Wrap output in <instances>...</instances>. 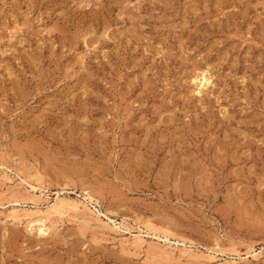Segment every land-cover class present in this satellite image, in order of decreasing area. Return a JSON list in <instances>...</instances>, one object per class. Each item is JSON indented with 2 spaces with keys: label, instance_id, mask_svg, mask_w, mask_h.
<instances>
[{
  "label": "rangeland",
  "instance_id": "1",
  "mask_svg": "<svg viewBox=\"0 0 264 264\" xmlns=\"http://www.w3.org/2000/svg\"><path fill=\"white\" fill-rule=\"evenodd\" d=\"M0 205V264H264V0H0Z\"/></svg>",
  "mask_w": 264,
  "mask_h": 264
},
{
  "label": "bare ground",
  "instance_id": "2",
  "mask_svg": "<svg viewBox=\"0 0 264 264\" xmlns=\"http://www.w3.org/2000/svg\"><path fill=\"white\" fill-rule=\"evenodd\" d=\"M209 78V77H208ZM199 80V79H198ZM198 84V83H197ZM207 85H210V80L209 79H207L206 77H204L201 81H200V83H199V87H201V88H205ZM200 94V93H199ZM24 181V180H23ZM22 181V182H23ZM26 181V180H25ZM26 183V182H25ZM22 184V183H21ZM26 184H28L29 185V188L30 189H32V192L34 193V194H36L37 193V190H38V188L37 187H35V186H33V185H30L29 183H26ZM35 185V184H34ZM23 186H24V184H23ZM40 188V187H39ZM13 193V192H12ZM41 194H42V196L44 197L45 196V194L43 193V191L41 190ZM40 197V196H39ZM42 198V197H41ZM85 200H87V201H90V202H94L96 199L91 195V193H89V192H87L86 194H85V198H84ZM69 201V200H68ZM73 202V203H72ZM72 202H70V203H66L63 199H60L59 197L57 198V200H56V202L52 205V206H49L48 208H47V210L44 212V211H37L36 210V214L38 215L36 218L37 219H35V220H32V218H33V216H34V214L35 213H33V215L30 213V214H28V213H25V214H20L19 215V213L16 211V213L14 212V210H13V214H10V216H8V218L7 219H10L12 222L14 221V222H19V223H22L23 221H27V224L29 225V226H31L33 229H34V227L35 228H37V227H39V230L42 232V233H48L47 231L49 230V227L47 226V224H46V221L51 217V216H53V215H58L59 214V216L61 215H63L64 213H65V208L66 207H70L71 208V210L72 209H75V210H79V204H78V202L76 203L75 201H72ZM75 202V203H74ZM15 203V202H14ZM18 203V202H17ZM17 203H16V206H17ZM86 203V202H85ZM89 203V202H88ZM95 203V202H94ZM97 203V202H96ZM81 205V204H80ZM1 206V205H0ZM84 207H85V204H84ZM86 207H87V205H86ZM3 208V207H2ZM89 210H90V208H89ZM24 212V211H23ZM38 212V213H37ZM79 212V211H78ZM90 212V211H89ZM35 214V215H36ZM80 214V213H79ZM91 214V213H90ZM37 226V227H36ZM39 231V232H40ZM151 231V230H150ZM155 231V230H154ZM149 233V232H148ZM156 233V232H155ZM158 233V232H157ZM140 234V233H139ZM141 235H142V233H141ZM141 235H138V236H136V244L137 245H139V246H141V245H143V242H144V239H143V236H141ZM159 239H162V237H159V236H157ZM167 237V236H166ZM135 238V237H134ZM164 240L165 241H169V239H168V237L165 239L164 238ZM162 250V249H161ZM165 252V251H164ZM167 252V251H166ZM186 253V252H185ZM188 253V252H187ZM162 254V253H161ZM194 254V253H193ZM162 255H164V254H162ZM168 256V255H167ZM167 256H166V258H167ZM184 256H185V254H184ZM191 257H194V255L192 256L191 255ZM253 257H258V254H254L253 255ZM186 258V257H185ZM188 258H189V256H188Z\"/></svg>",
  "mask_w": 264,
  "mask_h": 264
}]
</instances>
